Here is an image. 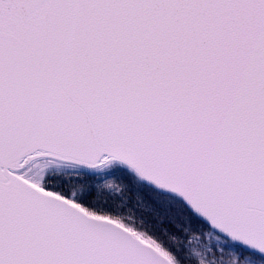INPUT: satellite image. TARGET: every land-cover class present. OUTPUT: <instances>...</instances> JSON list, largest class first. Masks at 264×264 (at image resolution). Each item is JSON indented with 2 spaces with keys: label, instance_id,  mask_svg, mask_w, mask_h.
Instances as JSON below:
<instances>
[{
  "label": "snow or ice",
  "instance_id": "1",
  "mask_svg": "<svg viewBox=\"0 0 264 264\" xmlns=\"http://www.w3.org/2000/svg\"><path fill=\"white\" fill-rule=\"evenodd\" d=\"M52 165L134 174L213 264H264V0H0V264H190Z\"/></svg>",
  "mask_w": 264,
  "mask_h": 264
},
{
  "label": "rangeland",
  "instance_id": "2",
  "mask_svg": "<svg viewBox=\"0 0 264 264\" xmlns=\"http://www.w3.org/2000/svg\"><path fill=\"white\" fill-rule=\"evenodd\" d=\"M50 172L52 174H71L73 178L78 179L79 175L72 172L69 169H66L63 166L52 165L50 167ZM128 179L124 181L121 177H108L106 180H100L98 182H92L91 188L94 189L96 197L100 201L111 200L115 207H109V211H115L119 215L127 217L129 220L134 222L141 230L150 233L149 227L147 224H144L140 217L137 219L133 218L131 215L133 211L127 209V198L128 195L123 192L128 190H135L142 193L146 198V207L150 209H156V207H163V211L170 217L173 226L177 230L181 231L184 234L185 241H189L190 237L193 234L197 235L198 241L204 246V238L206 236H211V245L214 247H222L224 241L219 239L217 236L212 234L210 231L206 230V226L202 225L181 203L179 199L170 195H161L159 192L150 188L149 186L141 183L134 174L126 173ZM86 176V175H84ZM87 177V176H86ZM80 179V177H79ZM78 179V180H79ZM82 187L71 186V190L75 191L78 195H86L89 191V187L80 183ZM70 185H67L69 187ZM87 189H86V188ZM122 206L125 208L123 209ZM176 222V223H175ZM184 244V243H183ZM223 264H247V261L244 258L239 257L235 253H227L223 258Z\"/></svg>",
  "mask_w": 264,
  "mask_h": 264
},
{
  "label": "trees",
  "instance_id": "3",
  "mask_svg": "<svg viewBox=\"0 0 264 264\" xmlns=\"http://www.w3.org/2000/svg\"><path fill=\"white\" fill-rule=\"evenodd\" d=\"M53 176L59 181L64 183L66 186L70 185L68 188L71 190V186L82 187L80 183L85 186H93L92 181L89 177L84 175H79L78 179L73 178L71 174H53ZM124 181L128 179L127 175H124ZM86 188V187H85ZM87 189V188H86ZM128 195L127 198V209L133 211L131 214L133 218L137 219L140 217V220L147 224V227L150 231L149 235L160 237L162 234H169L180 241V247L184 246L183 242L185 241L184 234L177 230L174 224L172 223L170 217L163 211V207H156V209H150L146 207L147 198L140 192L133 189L123 192ZM160 194V193H159ZM165 196V194H161ZM123 209H125L122 206ZM176 223V222H175ZM203 225V223H201ZM204 226V225H203Z\"/></svg>",
  "mask_w": 264,
  "mask_h": 264
},
{
  "label": "clouds",
  "instance_id": "4",
  "mask_svg": "<svg viewBox=\"0 0 264 264\" xmlns=\"http://www.w3.org/2000/svg\"><path fill=\"white\" fill-rule=\"evenodd\" d=\"M159 238L167 246L180 248V241L167 233L162 234ZM211 239V236H206L204 238V246L198 241L196 234L190 237L191 244L187 240L184 241L186 260L190 261V264H213L211 258L206 254V249H210L212 246Z\"/></svg>",
  "mask_w": 264,
  "mask_h": 264
},
{
  "label": "water",
  "instance_id": "5",
  "mask_svg": "<svg viewBox=\"0 0 264 264\" xmlns=\"http://www.w3.org/2000/svg\"><path fill=\"white\" fill-rule=\"evenodd\" d=\"M141 181V180H140ZM142 183H144V184H146V185H148V186H150L151 188H153L155 191H157V192H159V193H163V194H168V195H172V196H175L174 194H172V193H168V192H164V191H162V190H159V189H157L156 187H154L153 185H151V184H148V183H146V182H144V181H141ZM175 197H177V196H175ZM180 201H181V203L183 204V206L198 220V221H200V222H202L206 227H207V225H206V223L201 219V218H199V217H197V216H195L193 213H192V211H191V209H189L188 208V206L183 202V200L181 199V198H179V197H177Z\"/></svg>",
  "mask_w": 264,
  "mask_h": 264
}]
</instances>
